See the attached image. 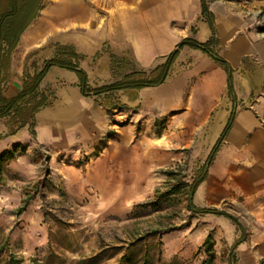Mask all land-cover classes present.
Wrapping results in <instances>:
<instances>
[{
    "label": "rangeland",
    "instance_id": "obj_1",
    "mask_svg": "<svg viewBox=\"0 0 264 264\" xmlns=\"http://www.w3.org/2000/svg\"><path fill=\"white\" fill-rule=\"evenodd\" d=\"M77 1L89 10L93 5V0L67 3ZM60 2L42 0L34 23L55 16ZM207 2L214 23L235 25L228 42L237 35L264 42V0ZM76 26L58 24L52 30L70 32ZM226 46L218 42L215 50L225 56ZM196 59L183 56L170 70L166 85L173 86L174 99L159 102V108L131 102L121 92L90 95L86 103L70 106L54 87L35 115V138L27 126L16 129L12 117L0 118V264H258L264 259V183L259 181L264 171L259 158L243 151L264 128V114L254 112L255 124L238 144L224 137L206 179L189 194L224 127L218 120L229 99L223 68L199 69ZM125 67L126 62L116 71ZM245 67L254 72L252 62ZM244 75L233 69L240 97ZM251 104L246 99L237 105L254 111ZM190 199L196 208H215L240 225L224 215L196 212ZM208 237L211 251L204 246ZM239 238L243 241L233 248Z\"/></svg>",
    "mask_w": 264,
    "mask_h": 264
},
{
    "label": "crops",
    "instance_id": "obj_2",
    "mask_svg": "<svg viewBox=\"0 0 264 264\" xmlns=\"http://www.w3.org/2000/svg\"><path fill=\"white\" fill-rule=\"evenodd\" d=\"M205 2L208 10L212 11L207 0ZM90 10L83 2L67 3V0H61L55 16L35 23L32 21L10 52L3 94L12 96L19 92L26 76L37 73L45 60L55 57L58 44L74 47L75 52L80 55L78 66L85 71L87 83L96 87L109 84L131 70H151L162 63L164 57L185 37H192L198 42H205L211 37V31L201 12L200 0H105L97 5L96 0H93ZM100 11H105L102 13V28L96 26ZM88 20L91 21V27H83ZM73 23L77 24L73 31L56 33L52 30L58 24L67 28ZM214 27L218 30V42L225 46L229 43L225 47V56L218 54L232 65V70L242 69L246 74L242 82L245 96L240 97L233 85L235 102L231 101L227 92L229 99L222 109L221 103L217 109L223 111L218 121L225 125L234 107L233 122L226 135L229 143L238 144L239 139L248 133L249 126L255 124L254 112L264 114V42L251 41L246 35H237L228 42L236 30L235 25L214 23ZM5 50L6 46L3 45V52ZM111 55L125 59L127 67L123 72L118 73L116 67L111 70ZM183 56L197 58L201 62L199 69L210 70L217 66L206 53L184 46L179 50L170 70L182 61ZM251 62L255 65L254 72L248 73L245 65ZM219 66L216 71L218 75L222 68ZM224 73L226 74L225 71ZM54 87L61 88L65 94L63 99L70 106H80L89 97L81 94L74 71L57 66L48 70L39 85V90L47 96V104L49 93ZM114 92L126 94V99L131 102L146 103L155 108H159V102L168 105L173 101L175 93L172 85H166V79L156 86ZM73 96L80 101L79 104L75 105ZM246 99L251 100L254 111L238 107V102L243 103ZM41 126L40 123L38 130ZM243 151L251 153L253 158H259V169L264 171V128L255 131L250 148L245 147ZM259 181L264 183V174L260 175Z\"/></svg>",
    "mask_w": 264,
    "mask_h": 264
},
{
    "label": "trees",
    "instance_id": "obj_3",
    "mask_svg": "<svg viewBox=\"0 0 264 264\" xmlns=\"http://www.w3.org/2000/svg\"><path fill=\"white\" fill-rule=\"evenodd\" d=\"M200 1L201 12L209 26L211 37L205 42H198L192 37L181 39L176 45V48L164 57L163 62L149 71L131 70L109 84L91 87L87 83V75L85 71L78 66L80 55L75 52L74 47L58 44L56 46L55 57L45 60L43 67L37 73L31 76H26L19 92L12 96H5L2 89L7 79L6 70L10 61V52L15 47L20 35L36 17L38 10L41 7L42 0H0V118L12 117L13 122L16 124V129L27 126L29 133L35 138V114L47 104V96L39 90V85L51 67L57 66L74 71L78 77V87L80 88V92L85 97L90 95H108L117 90L141 89L163 83L168 75L171 65L179 54V50L184 46L198 49L206 53L213 61L224 69L227 75V92L229 98L234 103L235 93L232 80L233 70L230 64L215 50V47L218 44V38L216 37V30L213 23V14L208 10L205 0ZM3 45L6 46L4 52ZM124 62V58L111 55V70H114L115 67ZM233 118L234 107L232 108L219 137L210 150L204 165L201 167L197 175H195L189 186L190 196L194 194L196 188L206 179L207 167L211 163L222 140L231 128ZM0 138H2L1 135ZM188 205L198 213L209 212L217 215H224L225 217L232 219L237 225H240L234 216L218 211L215 208H196L192 204L191 199L189 200ZM242 241L243 239L239 238L233 244V248ZM204 246L206 247V251L212 250L213 243L210 237L207 238ZM15 264L19 263L16 262ZM258 264H264V259H261Z\"/></svg>",
    "mask_w": 264,
    "mask_h": 264
},
{
    "label": "bare ground",
    "instance_id": "obj_4",
    "mask_svg": "<svg viewBox=\"0 0 264 264\" xmlns=\"http://www.w3.org/2000/svg\"><path fill=\"white\" fill-rule=\"evenodd\" d=\"M161 139V138H158V140Z\"/></svg>",
    "mask_w": 264,
    "mask_h": 264
}]
</instances>
